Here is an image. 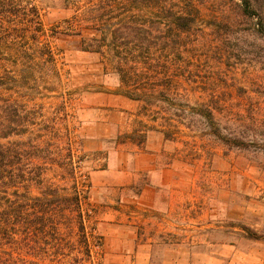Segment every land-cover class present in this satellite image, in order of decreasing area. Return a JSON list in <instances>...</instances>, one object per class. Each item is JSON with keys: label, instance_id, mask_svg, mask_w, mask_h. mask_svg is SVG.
I'll list each match as a JSON object with an SVG mask.
<instances>
[{"label": "rangeland", "instance_id": "374dc122", "mask_svg": "<svg viewBox=\"0 0 264 264\" xmlns=\"http://www.w3.org/2000/svg\"><path fill=\"white\" fill-rule=\"evenodd\" d=\"M36 4L50 32L81 14L88 0ZM211 13L203 9L202 37L183 56H198L197 84L215 90L235 133L262 140L264 36L255 31L256 18L233 6L225 30L207 25ZM82 34L92 35L87 27ZM78 39L52 38L59 76L38 79L35 101L45 117L57 116L86 174L80 181L89 185L91 257L74 248L42 264H264L263 151H239L199 131L180 141L151 131L137 148L129 135L149 117H137L138 104L113 92L117 76L108 55L82 50ZM70 240L78 247L75 236Z\"/></svg>", "mask_w": 264, "mask_h": 264}, {"label": "trees", "instance_id": "16d2710c", "mask_svg": "<svg viewBox=\"0 0 264 264\" xmlns=\"http://www.w3.org/2000/svg\"><path fill=\"white\" fill-rule=\"evenodd\" d=\"M229 6L256 18L255 31L264 36V0H88L81 14L50 32L36 0H0V264L59 261L74 248L91 257L89 185L80 181L86 174L57 116L45 117L35 101L38 79L59 76L52 38L78 36L82 50L108 55L117 76L113 92L136 102L137 117L150 120H138L143 128L129 135L138 148L151 131L166 141L196 138L199 131L264 155V138L235 133L215 90L197 84L198 56H183L202 37L203 9L212 12L207 25L225 30ZM85 27L91 37L82 34Z\"/></svg>", "mask_w": 264, "mask_h": 264}, {"label": "crops", "instance_id": "0c3cea01", "mask_svg": "<svg viewBox=\"0 0 264 264\" xmlns=\"http://www.w3.org/2000/svg\"><path fill=\"white\" fill-rule=\"evenodd\" d=\"M117 96H120V95H117ZM121 97H123V96H121ZM125 98V97H124ZM127 99V98H126ZM137 147V146H136ZM138 148V147H137Z\"/></svg>", "mask_w": 264, "mask_h": 264}]
</instances>
